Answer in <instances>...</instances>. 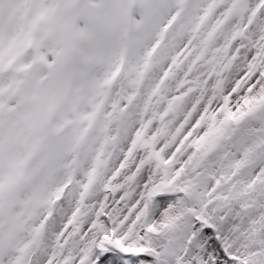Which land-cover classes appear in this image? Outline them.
<instances>
[{
  "label": "snow or ice",
  "instance_id": "6c2138e0",
  "mask_svg": "<svg viewBox=\"0 0 264 264\" xmlns=\"http://www.w3.org/2000/svg\"><path fill=\"white\" fill-rule=\"evenodd\" d=\"M0 264H264V0H0Z\"/></svg>",
  "mask_w": 264,
  "mask_h": 264
}]
</instances>
